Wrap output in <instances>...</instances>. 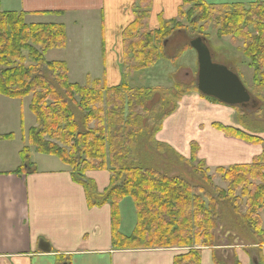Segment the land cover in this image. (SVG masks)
Returning a JSON list of instances; mask_svg holds the SVG:
<instances>
[{
    "label": "trees",
    "instance_id": "trees-1",
    "mask_svg": "<svg viewBox=\"0 0 264 264\" xmlns=\"http://www.w3.org/2000/svg\"><path fill=\"white\" fill-rule=\"evenodd\" d=\"M151 5V0H139L133 6L134 22L122 34L123 78L116 86H109L104 79L91 76H87L85 84L72 82L66 62L45 59L49 52L67 47L64 24L30 25L25 20L26 13L0 11V95L12 99L31 98L29 110L36 122L26 136L30 132V142L36 153L57 157L72 170L74 181L85 189L90 208L111 204L113 247L116 250L180 248L185 252L177 255L173 264H202V249H216L221 240L223 219L218 216L219 205L233 216L240 213L243 223L252 230L256 244L260 246L264 244L263 141L216 126L226 136L263 145L261 156L249 165L219 167L209 178L211 170L206 168L203 181L208 187H212L210 184L216 179H221L229 187L218 190L217 199L212 198L213 191L204 197L200 189L193 187L185 177L161 178L152 169L139 170L135 163L145 162L136 151L139 140L147 137L153 140L162 129L161 123L178 109L182 99L197 94L198 90L195 82L179 84L168 90L134 88L124 77L151 69L164 59L165 41H171L175 34L184 30L185 22L195 26L191 16L197 13L198 22L204 23L202 31L214 28L220 38H230L238 51L251 60L254 89L259 91L257 96L264 103V96H260L264 92V1L249 5H209L203 0H183L179 17L171 21L161 20L157 31L149 30ZM182 48L172 62L190 46ZM157 94L161 96V105L154 108L161 112L162 121L160 119L159 127L153 126V117H150L147 126H153V133L148 136L149 128L143 122L147 118V102ZM242 127L251 134L261 135L254 126ZM12 137L9 134L4 138ZM28 149L26 143L23 160L28 157ZM194 149L197 153V146ZM201 164L206 167L205 162ZM102 170L111 172L113 179L112 187L104 195H99L90 187L85 174ZM123 178L126 179L124 184L120 182ZM239 192L240 196H237ZM129 197L136 207L137 224L130 236H124L120 233L119 205ZM232 227L238 235H244L240 226L235 224ZM229 229L222 238L229 241L226 244L235 237ZM212 257L216 262L221 260L217 250Z\"/></svg>",
    "mask_w": 264,
    "mask_h": 264
},
{
    "label": "crops",
    "instance_id": "crops-1",
    "mask_svg": "<svg viewBox=\"0 0 264 264\" xmlns=\"http://www.w3.org/2000/svg\"><path fill=\"white\" fill-rule=\"evenodd\" d=\"M152 1L150 31L160 28V18L171 21L179 17L182 0ZM203 1L209 5H249L264 0ZM138 2L139 0H0V11L26 13V22L29 24H64L68 45L60 51L83 54V50L77 46L87 42L83 60L91 67L84 68L85 65H81V72L86 76L93 73L95 78L104 79L109 86H116L121 83L123 75L122 34L133 23V6ZM44 12L55 15H45ZM32 19H36V22L30 23ZM73 28L92 29L93 33L86 34L87 40L84 38L75 45L72 41ZM89 53L92 54L91 57ZM71 62L76 68L75 60L71 59ZM68 66L72 78L74 71L69 63ZM2 98L6 97L0 95V264L174 263L175 257L180 255L177 249L116 250L113 247L111 204L90 208L84 187L74 181L69 168L57 157V160H48L45 158L53 156L43 155L37 160H41V167L35 165L36 161L31 160L30 154L23 160V139L16 136V120L12 114H8L9 110ZM24 103V106L21 105L22 109L25 107ZM25 108L28 109L29 104ZM181 109L185 115H180ZM234 109L208 101L198 94L187 96L178 110L167 118L172 122L167 121L159 138H170V134L180 136L182 128L178 126L186 123L191 128L203 129L205 136H212L209 138L211 145L200 143L201 147L199 146L200 156L208 167L249 165L256 157L261 156L263 146L251 145L226 136L221 131L207 130L206 127L207 124H218L248 134L235 122ZM10 133L16 137L12 135V139L4 138ZM181 137H185L183 131ZM259 138L263 140V136ZM88 177L95 181L99 190L109 187L110 176L106 172H90ZM135 217L137 220L136 214ZM124 224L125 219L122 218L120 233L130 236L135 228L128 231L127 228L123 229ZM253 243L248 248L240 247L236 250V259L241 264H264V246H258L255 240ZM215 250L202 249V264H218L212 257ZM227 256L223 253L220 259ZM227 259L224 264H232L229 256Z\"/></svg>",
    "mask_w": 264,
    "mask_h": 264
},
{
    "label": "rangeland",
    "instance_id": "rangeland-1",
    "mask_svg": "<svg viewBox=\"0 0 264 264\" xmlns=\"http://www.w3.org/2000/svg\"><path fill=\"white\" fill-rule=\"evenodd\" d=\"M217 5H220V4H217ZM152 7H153V1H152L151 9ZM151 9H150V12H151ZM198 16L199 15L197 13L191 16V19L195 23V26L192 23L185 22L184 24L186 28L184 30L175 34L171 41H167L165 39L166 40L165 41L166 52H165L164 59L160 60L157 63V65H155L151 69H147L141 72L138 71L129 77L125 76L124 80H126V82L129 83L134 88L143 89L145 87H152L153 89L163 88V90L173 89L175 88V86L179 84L189 85V84L194 83L195 77H197L196 72L198 69L197 53L193 49H188V50L186 49L187 51H185L182 54V56L176 61L172 62V58L174 56H177V54L180 51L179 49H181L183 46L190 45L191 40L194 39L196 36L205 37L207 39V45L212 54L213 62L219 65L229 66L236 73L241 74L240 77H241V80L244 86L248 90L249 89L251 90L252 95L253 94L255 95L254 98L258 101V104L256 103L253 109L254 110L259 109L257 110L258 112H255L254 110H251V109L241 110V109L236 108L234 109V112H235L234 117H235V122L239 123L242 126L243 125L254 126L261 133V135L251 134L247 131L246 133L256 138L263 136V143H264V103L259 99L260 97L257 96V93L259 91L254 89L255 87V83L253 79L254 69L253 67H251V60L245 54L238 51V48L234 46V43L230 38H220L218 31L215 30L214 28H211V29L209 28L206 31H202V27L204 23L198 22V19H199ZM161 20L163 19L160 18V21ZM34 22H36V19H32V22L30 23H34ZM72 26H75V25L72 23ZM92 33H93L92 29L83 30V28H73V34H72L73 44L77 45L81 43L84 40V38L87 40L86 34H92ZM86 43L81 45L80 47L77 46V48L83 50V54L71 53L70 51H66V52L65 51H51L45 56V59L48 62L64 61L67 64L69 63L71 65L72 71H74L73 77L71 78L70 76L71 81L75 83L85 84L87 81V76L84 72L83 73L81 72V65H85L84 68L91 67V65H88V63L83 60L85 57L86 48H87ZM239 46H241V44ZM88 55L89 57L92 56L91 53H89ZM71 59L75 60L76 68H74L71 62ZM187 71L194 72V75ZM45 72L47 73L48 71L45 70ZM90 74L92 77H94L93 73H90ZM122 78H123V75H122ZM260 96H264V92L260 93ZM74 99L79 100L78 97H75ZM2 100L5 101L6 108L9 110L8 114H12L13 118L16 120L14 122L15 127L18 129L16 136H18L19 139L20 137L23 139V146H22L21 152L26 147V143H27L31 160L33 162L36 161L35 165L37 167H41V160L39 162H37V160L41 158L43 155L36 153L34 147L31 145L30 132L26 136L27 131L30 129V127H33L36 122L34 121L36 120L35 116L32 114L29 108L28 109L25 108L28 106V104L30 106L31 98L12 99V98L6 97V98H2ZM161 100H162L161 96L157 94L155 98L147 102V118L143 122L145 123L144 126L149 128L148 131L146 132L148 136H150V134L153 133V126L159 127L162 121V119L160 118L161 112H159L158 110H155L154 108L158 105H161L160 104ZM23 102H25L24 109L21 108V105H23ZM183 112L184 110L181 109L180 115H183L184 114ZM150 117H153L151 119V122H153L152 123L153 126H147V123L149 122ZM167 118L168 117H166V119L161 123L162 129L158 134H156V137L153 140L151 138V141H150L148 139L150 137L139 140L136 151L138 153V157L141 158L145 162H142V164H140L139 161L136 162L135 168H138L139 170H143V171L146 169H152L153 170L152 172L157 173L159 176H161V178L166 177V178L181 179L185 177L191 182L193 187H197V189H200L199 192L204 197L207 198L208 195H211L210 191H213L212 198L217 199L219 195L218 190H227L229 187H227V184L224 183L221 179H216L214 183L210 184L212 187H208L205 184L204 182L205 180L203 181L204 179L203 173H206L205 171L206 168H209L211 170L210 174L208 175V178H209L213 176L215 169L219 168V166L212 167V168L208 167L206 161L203 160L200 156V152H201L200 143H207L211 145L209 138H211L212 136H207V135L205 136L203 129H199L198 127L191 128V126L186 125V123H180L181 126H178V127L182 128V131L184 132L185 137H181V134H182V131H181L180 136L176 134H170V138L161 137L160 139L159 135L163 131V127L167 125V121L172 122V120H168ZM195 118H197V115L195 116ZM18 122L21 124V126H19ZM175 122H177V119L175 120ZM216 126H220V125L212 124L211 126H209V124H207L206 127H207V130L214 129V131H216L218 130ZM233 131H237V130H233ZM12 135L16 137L14 134ZM189 137L190 138L192 137V138L188 139ZM251 145H255V144H251ZM19 146L20 144L18 145V147ZM195 146H197V149H198L197 153L194 149ZM55 158L56 157H49L45 159L57 160ZM84 158L85 156L81 160H83ZM202 162H205L206 167L205 165L201 164ZM78 164L79 163L75 164V168L78 166ZM71 171L72 170H70V172ZM102 171L106 172L110 176L109 187H106L104 190H99L97 188L98 186L95 184V181L91 179L90 177H88L90 172H101V171H88L85 174L86 180H88L91 183L90 187H92L93 191L99 195H104L105 192L112 187L111 181L113 179V176L111 172H109L108 170H102ZM198 172H201V173L199 174ZM120 182L124 184L126 182V179L123 178ZM237 196H240V192L238 193ZM132 201L133 199L131 197L124 198L120 202V205H119L120 223L122 222V218H124L125 224H124L123 229L127 228L128 231H130V229L135 228L136 221H137L135 217L136 207ZM218 209H219L218 216L223 219V222H222L223 225L220 226L221 228H223V233L220 234L221 240H219L218 246L215 248L217 252L220 253V255L223 253L228 255L229 260L232 264H241L240 261L236 259L237 254L235 252L236 250H239L240 247L248 248V246L254 242L255 239L253 237V232L250 228H248L246 224L243 223L240 217V213L237 216H233L231 215L230 211L225 210L223 205L218 206L217 212H218ZM121 212L124 214H122ZM235 224L240 226V229H242V234L244 235H238V233L233 231L232 226ZM228 228H230L229 229L230 232H232L235 237L232 238V241H230L229 244H226L229 241L226 239H222V238H224V232ZM128 233H131V232H128ZM261 246L263 247L264 244L260 245V247ZM172 249L174 248H171L170 250ZM206 249L210 251L214 250L213 248H206ZM177 251L180 252L181 254L185 252V249L177 248ZM240 252L241 251H239V253ZM250 257H252V255H250ZM227 258L225 257L223 258V260H219L217 262L214 261V262L219 263L221 261L220 264H224L226 263V260H228ZM239 260H240V256H239Z\"/></svg>",
    "mask_w": 264,
    "mask_h": 264
},
{
    "label": "water",
    "instance_id": "water-1",
    "mask_svg": "<svg viewBox=\"0 0 264 264\" xmlns=\"http://www.w3.org/2000/svg\"><path fill=\"white\" fill-rule=\"evenodd\" d=\"M190 47L198 57L196 86L199 93L230 107H246L252 97L239 74L213 62L206 39L197 38L191 41Z\"/></svg>",
    "mask_w": 264,
    "mask_h": 264
},
{
    "label": "flooded vegetation",
    "instance_id": "flooded-vegetation-1",
    "mask_svg": "<svg viewBox=\"0 0 264 264\" xmlns=\"http://www.w3.org/2000/svg\"><path fill=\"white\" fill-rule=\"evenodd\" d=\"M195 38H196V39H197V38H202V36H200V37L196 36ZM256 103H257V102H256L255 99L252 97V98H251V101L247 104V106H246L245 108H242V109H244V110H245V109H247V110H250V109H251V110H254L253 108L255 107ZM242 109H241V110H242ZM254 111H256V110H254Z\"/></svg>",
    "mask_w": 264,
    "mask_h": 264
}]
</instances>
